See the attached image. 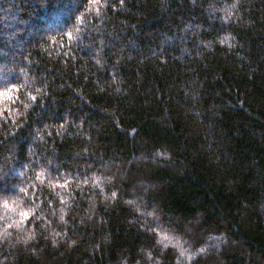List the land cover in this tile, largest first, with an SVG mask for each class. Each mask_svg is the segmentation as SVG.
Instances as JSON below:
<instances>
[{
    "label": "trees",
    "instance_id": "16d2710c",
    "mask_svg": "<svg viewBox=\"0 0 264 264\" xmlns=\"http://www.w3.org/2000/svg\"><path fill=\"white\" fill-rule=\"evenodd\" d=\"M0 264H264V0H0Z\"/></svg>",
    "mask_w": 264,
    "mask_h": 264
}]
</instances>
